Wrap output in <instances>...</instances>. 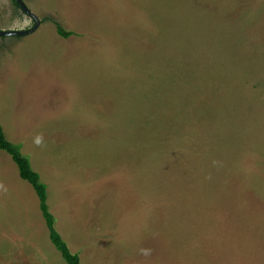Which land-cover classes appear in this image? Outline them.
<instances>
[{"label":"rangeland","instance_id":"374dc122","mask_svg":"<svg viewBox=\"0 0 264 264\" xmlns=\"http://www.w3.org/2000/svg\"><path fill=\"white\" fill-rule=\"evenodd\" d=\"M23 2L0 127L80 264H264V0ZM0 264H66L1 150Z\"/></svg>","mask_w":264,"mask_h":264},{"label":"trees","instance_id":"16d2710c","mask_svg":"<svg viewBox=\"0 0 264 264\" xmlns=\"http://www.w3.org/2000/svg\"><path fill=\"white\" fill-rule=\"evenodd\" d=\"M14 4L16 5L15 2ZM56 30L58 35L64 38L69 37V35L71 34L70 32L64 31L59 25H56ZM0 150L4 151L11 157L12 161L17 166L20 178L28 182L32 189L35 191L39 201V209L41 211L42 217L45 220V224L49 232L50 241L55 247V249L60 253L62 259L66 262V264H80L78 255L71 253L67 244L62 239L59 232L55 229V219L53 215L49 212L47 206L46 187L40 181V176L32 169L28 158L21 154L20 148L17 145H14L13 143L9 142L5 138L1 127Z\"/></svg>","mask_w":264,"mask_h":264},{"label":"water","instance_id":"95a60500","mask_svg":"<svg viewBox=\"0 0 264 264\" xmlns=\"http://www.w3.org/2000/svg\"><path fill=\"white\" fill-rule=\"evenodd\" d=\"M14 2L23 14L33 20L34 26L31 29L24 31H0V37H24L35 32L40 25V20L38 19V17L28 9L23 0H14Z\"/></svg>","mask_w":264,"mask_h":264}]
</instances>
